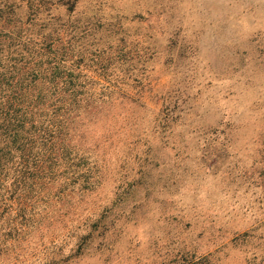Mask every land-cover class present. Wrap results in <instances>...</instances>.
<instances>
[{
	"label": "rangeland",
	"instance_id": "1",
	"mask_svg": "<svg viewBox=\"0 0 264 264\" xmlns=\"http://www.w3.org/2000/svg\"><path fill=\"white\" fill-rule=\"evenodd\" d=\"M60 59L81 162L0 175V264H264V0H0V73Z\"/></svg>",
	"mask_w": 264,
	"mask_h": 264
},
{
	"label": "trees",
	"instance_id": "2",
	"mask_svg": "<svg viewBox=\"0 0 264 264\" xmlns=\"http://www.w3.org/2000/svg\"><path fill=\"white\" fill-rule=\"evenodd\" d=\"M51 45L52 42L46 48ZM64 62L63 59L54 64L47 61L50 72L45 76L42 62L36 63L33 68H15V73H10L8 76L0 73V175L4 174L7 177L14 162L16 171L20 173L21 182L26 177L24 174L31 172L32 181L29 184L25 181L23 190L39 191L38 183L49 177L50 180L54 179L61 165H66L64 169L73 165L78 168L77 165L81 162L80 158H72L71 148L64 143L55 145L63 134L60 124L44 125L43 122L35 120L34 109L45 103L49 92L44 87V79L48 78L50 83L62 80L66 70ZM76 77L78 76L73 78L71 75L62 80L61 86L66 92L73 86L82 87V84H77ZM70 93L71 102L74 104L80 91L73 90ZM74 160L77 162L74 163ZM84 174L85 172H82L79 177ZM83 184L88 183L84 181Z\"/></svg>",
	"mask_w": 264,
	"mask_h": 264
}]
</instances>
